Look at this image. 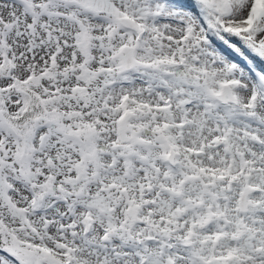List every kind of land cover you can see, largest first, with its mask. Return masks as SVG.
<instances>
[{"label": "snow or ice", "instance_id": "snow-or-ice-1", "mask_svg": "<svg viewBox=\"0 0 264 264\" xmlns=\"http://www.w3.org/2000/svg\"><path fill=\"white\" fill-rule=\"evenodd\" d=\"M0 264H264V0H0Z\"/></svg>", "mask_w": 264, "mask_h": 264}]
</instances>
